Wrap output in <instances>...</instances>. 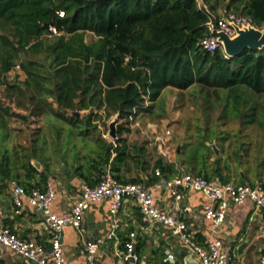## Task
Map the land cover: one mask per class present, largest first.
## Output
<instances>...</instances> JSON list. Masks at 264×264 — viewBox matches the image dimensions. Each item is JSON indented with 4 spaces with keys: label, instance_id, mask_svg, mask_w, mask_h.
I'll return each instance as SVG.
<instances>
[{
    "label": "trees",
    "instance_id": "1",
    "mask_svg": "<svg viewBox=\"0 0 264 264\" xmlns=\"http://www.w3.org/2000/svg\"><path fill=\"white\" fill-rule=\"evenodd\" d=\"M203 1L216 19L226 11L264 27V0ZM208 22L196 0H0L1 171L21 162L25 190L43 186L48 173L32 160H45L44 119L57 140L70 130L85 141L98 130V110L119 119L139 112L150 122L168 117L172 110L157 103L174 88V109L186 98L204 121L199 139L172 141L179 162L220 181L223 170L242 167L264 188V47L237 56L207 51L200 41L210 34ZM86 33L93 39L86 41ZM116 132V144L99 136L76 162L88 185L107 164L114 178L127 181L120 175L128 155L121 124ZM174 164L158 159L154 166L173 174Z\"/></svg>",
    "mask_w": 264,
    "mask_h": 264
},
{
    "label": "crops",
    "instance_id": "2",
    "mask_svg": "<svg viewBox=\"0 0 264 264\" xmlns=\"http://www.w3.org/2000/svg\"><path fill=\"white\" fill-rule=\"evenodd\" d=\"M138 127H140L138 134L141 133L139 134L141 139L135 141H129V139L127 141L128 130L123 129L121 139L128 155L121 166V177L127 181L134 178L141 180L140 183L153 193L158 209L178 216L185 223L187 233L204 245L210 237L212 227L211 221L203 215V206L208 200L198 191L183 190L181 199L178 202L174 201L173 197L158 185L160 177L154 174V170L158 168L154 164L158 159L165 164L175 163L173 174L166 171L163 173V176L167 178L172 177L177 170L192 171L187 165L181 164L175 154L171 155L170 144L173 139L170 141L169 135H165L166 129L163 131L159 124L151 122H146V128L139 124ZM104 135L103 138L116 144L118 137L112 138L109 134L107 137ZM159 136L164 138L163 143L156 140ZM10 142V147H13L14 143L11 145ZM90 150L77 155L72 154L70 157H68L69 154H66V157L64 153H58L52 163L46 159L42 163L35 158L41 163L37 171L45 169L48 173L46 180L51 179L55 186L57 195L52 205L54 213L62 214L69 210L80 193L81 184H88V181L78 174L75 166L78 161L84 162V156L89 154ZM43 158H45V153ZM21 164L20 162L14 168L10 163L7 167L8 173L5 168L2 171L0 168V223L10 227L21 237L33 239L46 246L49 233L40 212L28 205L25 196L22 197L23 207L19 211L13 201L12 182L15 181L24 187L21 181L24 180L25 171ZM107 166L109 164L105 165L104 169ZM222 174L225 182L259 185V178L252 171H247L242 167L236 168L232 165L230 172L223 170ZM215 178L220 181L218 175ZM94 179L96 175H91L90 180ZM34 181L32 177L31 182ZM37 187L42 188L44 184ZM109 208V200L91 202L83 218L82 231L79 232L71 226L64 227L61 241L66 264H84L83 241L88 239H103V243L99 245L100 259L103 264H135L132 260L122 261L119 258L120 253L125 251L124 243L130 240L135 246L139 264H200L194 252L182 243L179 236L172 232L170 226L160 221H155L151 225L145 224L132 198L124 200L116 215L117 222L112 230L113 235L110 238L107 237L112 229L114 218ZM130 233L134 234L133 237H130ZM218 237L224 249L233 255L230 264H264L262 258L264 254V209L255 208L249 201L237 205L229 203L226 219L221 225ZM242 243L245 245L238 250ZM166 250L173 254V259L164 260ZM0 264L34 263L26 261L15 252L0 245Z\"/></svg>",
    "mask_w": 264,
    "mask_h": 264
},
{
    "label": "built area",
    "instance_id": "3",
    "mask_svg": "<svg viewBox=\"0 0 264 264\" xmlns=\"http://www.w3.org/2000/svg\"><path fill=\"white\" fill-rule=\"evenodd\" d=\"M216 20L217 29L229 36L236 34V27L254 26L250 17L226 11H223ZM208 27L210 34L201 39L200 45L207 51H214L217 48L223 50L221 42L211 34L212 28L209 23ZM52 31L56 33L55 28H52ZM169 133L170 131L166 129L165 135H169ZM156 140L159 143L164 142L162 136L157 137ZM154 174L160 177L158 185L169 193L176 202L181 199L183 190L198 191L206 197L208 201L203 206V215L211 221L212 227L210 237L204 245L187 233L185 223L178 216L164 213L158 209L154 202L153 193L148 187L139 182L118 181L111 174L110 166L103 170L95 185L81 184L78 197L69 210L62 214H56L52 210L57 192L51 179L45 181L44 187H33L29 192H26L24 187L13 181L12 196L17 211L22 209V197L25 196L28 205L40 212L46 224L49 233L48 245L44 246L33 239L21 237L10 227L1 223L0 245L34 264H66L61 241L64 227L71 226L79 232L82 231L83 218L90 203L109 200V211L114 217L112 229L107 235L110 238L113 235L112 230L116 226V215L119 208L125 199L132 198L135 200L141 220L145 224L151 225L155 221H160L170 226L172 232L179 236L182 243L194 252L200 264H230L233 255L224 249L223 243L218 237L221 225L226 219L228 205L229 203L237 205L249 201L255 208L264 209V188L249 183L236 184L230 181L221 182L217 179H207L203 175L182 170H177L170 178L164 177L159 168L155 169ZM133 235L130 233V237ZM101 243H103V239L83 241L84 264H103L99 254ZM124 247L125 251L120 253L119 258L122 261L132 260L135 264H139L132 241H126ZM262 258L264 260V254ZM168 259H173V254L166 250L164 260Z\"/></svg>",
    "mask_w": 264,
    "mask_h": 264
},
{
    "label": "rangeland",
    "instance_id": "4",
    "mask_svg": "<svg viewBox=\"0 0 264 264\" xmlns=\"http://www.w3.org/2000/svg\"><path fill=\"white\" fill-rule=\"evenodd\" d=\"M93 39V36L90 33H86L85 40L90 41ZM177 90L174 88H167L166 91L163 92L161 100L157 103V106L161 104H165L168 106V110H172L171 114L168 117H163L162 120H159L157 122H151V123H157L159 124L163 131L165 129H168L170 131L169 133V140L171 141H183L185 142L186 138H192L194 140L199 139L201 135L204 133V129L202 126L200 128L198 125H202L204 123L203 119L199 116L198 112H195V109L188 103V100L185 98V104L182 105L181 108L174 109V106L177 102ZM147 105H150V102L147 103ZM173 107V108H172ZM159 108H162V106H159ZM86 110H82L80 113H85ZM78 113V112H77ZM98 113H100V117L96 120L98 124V130L97 132L93 133L88 137L85 141L82 140L80 137L76 136L73 131L70 132V130H64L62 131V137L57 140V136L55 133V129L53 127L49 128L48 124L49 122L46 121L44 123L45 128L44 132L42 133L43 138V145H45V159L46 161H49L52 163L54 159H56V155L64 153V155L69 154L68 157L72 156V154H79L84 153L86 151H92V149L96 146V138L99 136L103 137L108 136L109 131V123L113 121L115 118H117V123L121 124L123 129L126 128L128 130V135L126 140L128 141H135L141 139L139 137V128L138 124L142 126L143 128H146V122H150L147 118V115L145 112H139L135 113L132 116H129L128 118H122L119 119L117 114H113L109 117H106L104 112L102 110H98ZM95 121V122H96ZM48 122V123H47ZM138 123V124H137ZM237 123H231L229 124V128L231 127V130L233 128L237 127ZM118 125V124H117ZM117 129V126H116ZM260 138L264 141V138L260 136ZM105 139V138H104ZM251 139H255V136L253 134V137ZM15 140V138L13 139ZM10 144L12 145L13 142L11 141ZM177 144L175 142H172L170 152L171 155L174 154L175 149L177 148ZM55 151V152H54ZM65 151V152H64ZM53 153V154H51ZM58 156V155H57ZM67 157V155H66ZM60 158V157H59Z\"/></svg>",
    "mask_w": 264,
    "mask_h": 264
},
{
    "label": "water",
    "instance_id": "5",
    "mask_svg": "<svg viewBox=\"0 0 264 264\" xmlns=\"http://www.w3.org/2000/svg\"><path fill=\"white\" fill-rule=\"evenodd\" d=\"M199 8L209 17V24L211 25V34L218 38L221 42L224 52L229 56L240 55L246 48L260 49L264 47V27L258 28L255 26L236 27V34L229 36L223 31L217 29L216 17L209 12L203 0H196ZM77 113V112H75ZM117 118L109 123L108 134L112 138L117 137L116 132ZM210 146L214 150L215 154H219V149L215 142L211 143ZM179 149V146H178ZM32 164L36 168H40L41 163L35 159L32 160ZM245 243L239 245L238 250L244 246Z\"/></svg>",
    "mask_w": 264,
    "mask_h": 264
}]
</instances>
